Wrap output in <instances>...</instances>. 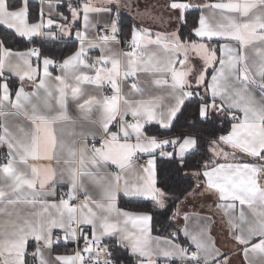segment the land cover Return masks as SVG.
Wrapping results in <instances>:
<instances>
[{
    "label": "snow or ice",
    "instance_id": "6c2138e0",
    "mask_svg": "<svg viewBox=\"0 0 264 264\" xmlns=\"http://www.w3.org/2000/svg\"><path fill=\"white\" fill-rule=\"evenodd\" d=\"M120 8L0 0V264H264V0ZM206 194L231 251L188 225Z\"/></svg>",
    "mask_w": 264,
    "mask_h": 264
},
{
    "label": "crops",
    "instance_id": "0c3cea01",
    "mask_svg": "<svg viewBox=\"0 0 264 264\" xmlns=\"http://www.w3.org/2000/svg\"><path fill=\"white\" fill-rule=\"evenodd\" d=\"M95 3H102L103 0H94ZM168 0H121V19L126 27L141 25L147 26L153 31H163L167 28L173 26L174 21H169L168 17L170 15L167 8ZM34 8L41 7V0H33ZM124 5H127L125 7ZM44 11L47 13L48 8L44 6ZM54 14V13H53ZM161 18H163V23L161 22ZM94 23L97 24H106L107 17L103 14L96 15L93 18ZM127 30V28L125 29ZM66 41H70L72 37H65ZM59 43V41L55 42ZM75 45H69L72 47ZM19 47V46H17ZM19 48L23 49V45ZM64 49V48H63ZM90 54H98V50H92ZM140 79L142 86L145 88H154V85L151 83L150 77L148 74L141 73ZM110 89L106 86L105 91ZM72 115H78V111L75 109H70ZM154 129L158 126H153ZM81 131L80 128L76 129V132L79 133ZM185 203L189 206V211L195 213L188 225L190 229L195 230L201 227L204 224H207V227L210 229V235L214 240L218 243V246L222 251L228 250L231 251L233 249V245L229 242V240L225 239V217L222 216L221 212L216 210V205L213 203V199L208 198L207 194L205 196H194L190 197L189 201ZM25 212L31 211L32 206L30 205H20L19 206ZM38 207V206H37ZM208 217H211V222L208 221ZM65 251V250H61ZM69 254L71 253V249L66 250ZM259 259V257H256ZM232 260L234 264H248V261L245 260L241 255H233Z\"/></svg>",
    "mask_w": 264,
    "mask_h": 264
},
{
    "label": "trees",
    "instance_id": "16d2710c",
    "mask_svg": "<svg viewBox=\"0 0 264 264\" xmlns=\"http://www.w3.org/2000/svg\"><path fill=\"white\" fill-rule=\"evenodd\" d=\"M126 28H128V27L125 26V29ZM56 44L58 45V47L56 48V51H62L63 48L65 47V45H62V44H59V43H56ZM17 46L20 47L21 45H17ZM49 50H51V45L49 46ZM194 107L195 106H193V108ZM190 121H191V112H189V114H188V122H190ZM184 123H185V121L182 120L181 123H180V125H178L177 128H176L175 134H178L181 131H186L187 130L186 128L183 127ZM160 131H164V130L163 129H160ZM129 207H133L134 208L135 205H130Z\"/></svg>",
    "mask_w": 264,
    "mask_h": 264
},
{
    "label": "built area",
    "instance_id": "2783aa9c",
    "mask_svg": "<svg viewBox=\"0 0 264 264\" xmlns=\"http://www.w3.org/2000/svg\"><path fill=\"white\" fill-rule=\"evenodd\" d=\"M106 92H109V90H106ZM69 249H71V248H69Z\"/></svg>",
    "mask_w": 264,
    "mask_h": 264
}]
</instances>
